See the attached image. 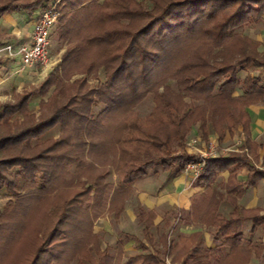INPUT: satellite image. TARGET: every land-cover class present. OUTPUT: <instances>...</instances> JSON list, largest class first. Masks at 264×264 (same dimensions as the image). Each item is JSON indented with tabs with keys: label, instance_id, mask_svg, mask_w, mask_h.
Masks as SVG:
<instances>
[{
	"label": "trees",
	"instance_id": "obj_1",
	"mask_svg": "<svg viewBox=\"0 0 264 264\" xmlns=\"http://www.w3.org/2000/svg\"><path fill=\"white\" fill-rule=\"evenodd\" d=\"M55 1L57 0H0V16L7 11L17 9L32 13L30 11L33 9L38 7L42 9ZM88 1L85 3V1L79 0L76 3L67 0L69 2L67 9L70 8L73 11L61 12L60 10L59 34L67 39L73 34L78 37L77 42L67 48L63 61L71 60L73 56L80 55L89 47L103 46L100 57L92 59L87 64V70L97 71L100 66H103L105 79L98 87L89 88L87 92L69 97L45 118L19 127L16 125L14 130L11 129L12 125L8 121L0 123V185H5L9 191H14L19 183L21 185L23 183L26 187L29 183L33 185L34 182L36 183L37 177H41L42 182L36 184V189L45 191L51 179L57 178V168H62L67 163L85 164L81 155L84 156L88 144L92 146L96 144L95 141H90V138L99 135L105 128L101 117L110 115L116 110H125L134 106L145 97L146 93L154 91L152 84L158 77L165 76V74L167 78L175 79L178 90L176 97L180 102L173 104L170 98H167L163 104L166 107H163L160 114L156 115L157 117L162 116L159 118V122L167 120L174 127L171 132L168 131L161 137L149 133L153 136L149 139L151 146L161 150V153L155 156H152L149 148L144 152L145 157H141L139 154L136 155L134 150L131 151L123 147L119 157L123 159L126 166L123 176H119L118 190H122L123 185L121 184H131L134 180L146 176L148 170L157 162H160L164 169H173L178 174L184 170L189 161L196 159L195 155L184 149V131H182L181 125L191 118L197 109L203 108V104L206 103L213 107V111L210 110L207 115L200 112L196 117L202 135L206 138L209 137L206 128L209 120L212 121L216 130L223 129L220 132L222 134L220 136L223 137L226 128L232 131L240 123L245 128L247 125L250 126L247 106L259 102L264 103V90L260 78L255 75H247L240 79L238 75L239 70L244 69L248 63L264 67V61L259 60V56L250 53L247 49L249 46L244 47L242 44L243 49L239 51L238 57L232 58L223 54L220 58L211 59L213 50L222 45L226 39L244 38L245 35L243 36L236 29L250 21H260L263 18L264 0H167L160 4L155 2L150 7H130L124 4L120 8H112L111 6H114L112 2L105 1L104 5L100 0ZM59 2L60 0L57 1V9H59ZM92 2L94 3L93 9L96 8V10L87 11ZM83 11L86 12V16L81 17V24L85 23L89 16L98 19L97 22L93 21L96 25L92 28L88 26L85 34H81L82 30L80 26H77L79 14ZM122 18L128 19V23L122 27L106 28L101 24L102 21H115ZM201 36L208 38L211 42L210 46L213 48L204 53L200 49H193L189 54L192 56L190 60L185 58L176 68H172L167 55L172 43L180 44L188 38ZM257 47L255 51L260 54ZM48 82L49 80L46 79L38 88L36 85H30L28 90L22 88L16 95L19 98H15L18 101H9L3 104L0 121L17 113L28 117L30 98L34 91L43 94V88ZM239 86L242 90L241 93L238 92ZM165 87L164 92L159 95H165L163 93L167 92L168 86ZM186 96L189 101L182 100ZM97 100L104 103L105 106L97 114H92V106ZM198 101L201 102L193 106ZM182 104L186 106L185 110L181 108ZM215 113L218 115L213 116ZM153 115L155 116L154 111L150 113V116ZM57 124L60 131L67 134L53 140V143H50L43 151L36 154L34 152L26 153L33 146L31 144L33 138L42 139L44 134ZM136 125L138 130V123ZM142 132L144 134L145 129H142ZM129 138L131 143L144 141V138H139L136 133L130 135ZM173 138L182 146L181 151L176 152L170 147ZM246 144H248L247 138L242 145L246 146ZM64 146L72 149L54 151ZM137 146L141 147L138 143ZM15 150L19 152L14 153ZM247 153L244 150L241 152L235 150L230 151L227 155L206 158L200 174L194 181V185H203L206 189L193 196L192 208L188 212L187 218L188 220L215 224L216 230L212 235L214 244H206L201 236V231L192 232L184 237L186 242L181 249H184L181 264H246L241 258L246 251L250 252L254 247L257 249L255 253L264 257V252L257 245L245 243L241 227V221L245 216L246 218L251 216L254 223H263L264 225L263 218L258 216V209L249 213V211L245 212L240 208L237 211L235 208L227 217V215L218 212L220 202L219 198L216 199L218 193L215 190L209 191L218 177V172L225 169L231 170L230 182L227 180L225 183L221 182L220 185L224 186L228 193L235 192L236 199L242 194L245 186L256 183L261 176H264V170L255 164L248 163ZM128 154L127 160H129L127 161L125 156ZM242 166L249 168L248 178L244 181L236 179V168ZM108 173L109 171L98 174L86 182L85 186L90 191L92 189L100 191L103 185L102 179H105V175ZM231 179H235V181L231 182ZM119 186L121 187L119 188ZM218 195L222 197V193ZM113 202L114 200L111 201V203ZM69 204H71L70 200L61 207L59 223L64 221L62 218L67 217V213L70 211ZM251 212L255 214L252 215ZM139 213L144 222L145 237L153 238L151 233L155 223L151 217L154 214H150L151 217L148 214L145 219L143 212L139 211ZM57 230L56 226L51 229L35 248L31 257L26 255L23 262L16 264H43L45 256L52 253L56 262L62 261L66 255L70 257L76 253L83 254L82 245L91 238L90 232L82 233L85 236L79 239L76 237L75 246L70 250L62 248L56 252L46 243L56 235ZM13 234L1 233V237H5V244L8 245L0 247V264H12L9 263L11 259L9 257L12 246H15L16 243L13 242ZM167 234L166 232L162 238L167 249L165 254H169L170 245L173 243H165L168 240ZM126 237L125 239L119 238L117 241L118 258L103 250L101 251L103 259L98 257L95 259V264H101L103 260L102 264H119L122 259L123 245L126 240L130 239V235L126 234ZM3 250L7 251L1 252ZM157 252L156 250V252L149 251L139 254L142 259L136 264H165V258L162 256L158 258ZM134 257L135 255L128 257L124 264H134Z\"/></svg>",
	"mask_w": 264,
	"mask_h": 264
},
{
	"label": "rangeland",
	"instance_id": "obj_2",
	"mask_svg": "<svg viewBox=\"0 0 264 264\" xmlns=\"http://www.w3.org/2000/svg\"><path fill=\"white\" fill-rule=\"evenodd\" d=\"M71 1L77 3L79 0ZM83 1H85V3L89 2L88 0ZM105 1L107 3L112 2V4H114V6H111L112 8H120V6L124 4H127L130 7H150L155 2L160 4L167 0H100L103 4ZM137 1H139L140 4L137 3ZM44 2L47 3V1ZM93 5L94 3L92 2L90 7L87 8V11L96 10V8L93 9ZM58 7V10H61V12H66V10L69 12L73 11V9H67L69 7V2H67V0H60ZM39 10L40 7L30 11L32 13L20 10L26 12L27 16L24 13L20 14L16 12V14H10L6 12V15L4 14L5 17L0 20V37L6 36L9 39L17 37L14 33V29L20 28L19 17L22 18L21 20H24L23 17H26L29 20V17L37 15ZM85 14L86 12H81L79 14V19L77 20V26H80L82 30L81 34L87 32L86 30H88V26L92 28V26L96 25L95 22L98 20L97 17L93 18L92 16H89L85 23L81 24V17L86 16ZM102 22L103 23L101 24L105 25L106 28H117L126 25L128 19L122 18L115 21ZM59 25L60 22L58 20L52 28L50 35V53L54 61L53 64L47 68L41 67L42 73L37 74L27 82L25 81L21 86H19L20 84L18 82L15 87H11L8 90L0 87V113L2 112V106L5 102L18 101V99L15 98H19L16 97V95L22 88L28 90L30 85H36L38 88L47 79L49 82L45 84L43 94L34 91L29 102L30 110L28 117H24L23 114L17 113L7 119H2L0 121L1 124L8 121L12 125L10 126L11 129L14 130L16 129V125L19 127L29 122L31 123L45 118L49 116L55 107L60 106L67 101L69 97L87 92L89 88L98 87L105 79L103 66H100L97 71L87 70V64L92 59L100 57L103 46L89 47L88 50L83 51L80 55L76 54V56H73L71 60L63 61L67 48L70 45L75 44L78 37H76L75 34L71 35L68 39L62 37L59 34ZM236 31L243 36L245 35L244 38L226 39L223 41L222 45L217 46L213 50L211 59L220 58L223 54L232 58L238 57L239 51L243 49L244 45V47L249 46L247 49L250 53L259 56V60L264 61V15L260 21H250L244 26L236 29ZM1 39L3 38H0V45L7 42L1 41ZM210 45V40L203 36L188 38V40L180 44L176 42L172 43L167 54L171 67L176 68L180 62L185 60V58L190 60L192 57L189 55L191 50L197 48L204 53L213 48ZM256 47L260 54L255 51ZM215 54L217 57L214 56ZM5 59L7 58H0V65L3 66L2 69H0L1 76L12 75V77L16 79L20 77L22 72H25L28 67H30L22 65L19 62H15L16 64L13 67L6 62L2 64ZM238 75L240 79H243L247 75H255L260 78L259 80L262 85L264 83V67L254 63H248L244 69L239 70ZM165 86H168L167 92L163 93L165 94L164 96L159 95L164 92V89L166 88ZM152 90L154 91L146 93L145 97L134 106L128 107L125 110L119 109L110 115L101 117V122L104 124L105 128L102 133L90 138V141H95L96 144L94 146L88 144L84 156L81 155L85 164L79 165L77 163H67L64 167L57 168L58 176L57 178L51 179L47 184V190L39 191L36 189V184L42 182L41 177H37L38 182H34L33 185L32 183H29L27 187L23 185V183L22 185L19 183L14 191H9L5 188V185H0V247L3 245L6 247V245H8L5 244V237H1V233L3 232L6 235L14 233L13 242H16V247L12 246L9 263H21L24 261L26 255L31 257L35 248L42 242V240H44L45 235L55 226L58 229L57 233L46 243V245L51 246L56 252L60 251L62 248L70 250L75 246L76 239L85 236L82 233L86 231L87 233L90 232L89 234L91 238L86 241V244L82 245V248H84L83 254L76 253L73 256L70 255V257H67L68 255H66V257H63L64 259H62V261L56 262L52 253L45 256V259L42 262L43 264H95V259L102 257L103 254L101 251L103 250L111 256L118 258L119 249L117 247V241L119 238H127L125 233H129L133 236L126 242L125 248L128 250V253L126 254L127 257L135 255L134 264L142 259L139 254H145L149 251L156 252V250L158 251V255L156 256L158 258L160 256L164 257L165 264H181L183 262L182 253L184 249H181L184 247L186 240L184 238L185 236L180 235L188 234L190 228H184L185 222L183 219H179L175 226L173 223H168L170 219L172 220L174 212L177 213V216H182V212L174 209L172 205L163 206L162 210H157V213L153 211L149 206L150 199L143 194V191H141L143 193L140 194V187L137 190V185L135 183L136 180L131 184H121L123 187L119 186V188L121 187L122 190L117 189V182H120L119 176H123V170L126 166L123 159H120L119 157L120 151H122L123 147L131 151L134 150L135 154H139L141 157H145L144 152L149 148L152 152V156H155L156 154L161 153V150H157L151 146L149 139L153 136L150 134H155L156 137H161L166 132H171L174 127L170 121L166 120L159 122V118L162 116L160 115V117H157V115L160 114L163 107H166L163 106V104L167 98H170L173 104H178L180 102L176 97L178 90L175 84V79L172 77L167 78L166 74L165 76L158 77L156 82L152 84ZM241 91V87L239 86L238 92L240 93ZM182 100L189 101L188 96L183 97ZM200 102L201 101L195 102L193 106ZM104 106V103L97 100L92 106V114H97L102 108H104ZM181 106V108L185 110L186 106L183 104ZM210 110L213 111V107L205 103L203 104V108L197 109L196 113L192 115L191 118H188L182 123L181 129L184 131V149L187 147L200 155L202 151L218 155L221 150L229 153L230 151L237 150L241 152L244 150L245 152H250V154L254 156L255 153L260 151V147L264 144V124L259 123L257 120L259 118L264 121V107H260L256 110L249 105L247 111L250 115V126L247 125V128H245L244 125L240 123L239 126L241 127V131L238 133L239 137L237 136L238 142H236L235 138L219 142L218 139H220V135H222L220 132L223 129L216 130L211 120L208 121V125L206 126L210 141L209 137H203L202 130L199 128V121L196 120V117L200 112L201 114L205 113V115H207L210 113ZM152 111L155 112V116H150ZM181 113L182 111L180 114ZM217 115L218 114L215 113L213 116ZM136 123H138V130L136 129ZM238 127H234V130L232 131H229L228 128H226L225 131L234 134L238 130ZM142 129H145L144 134ZM197 130H199L198 136L195 134V131ZM135 133L139 138H144V141H134L131 143L132 141L129 140V136L134 135ZM65 134L67 133H62L57 124L45 133L42 139L33 138L31 140L33 146H31V150H27L26 153L32 154L34 152L36 154L39 151H43L50 143H53V140ZM250 134L251 137L254 138L258 136L260 141H258V143L255 141L249 142ZM246 138L248 144L243 146L242 143L246 142ZM202 140L205 141L203 146L200 145ZM137 143L141 147L137 146ZM170 147L176 152L182 150V146L179 145L174 138L171 139ZM70 148L71 147L66 148L64 146L63 148H58L54 151L58 152L59 150H68ZM16 152L19 151L15 150L14 153ZM128 156L129 154L125 156L126 160ZM254 160L256 161L257 158L254 157ZM261 169L264 170V168ZM107 171H109V173L105 175V179H102L103 185L100 191H94L93 189L90 191V189L85 186L86 182H89V180H92L98 174ZM174 175L177 174L173 169H164L162 164L157 162L148 170L146 176H148L149 179H147V181H145L146 183L142 186L145 187L148 192H152L157 189L158 185L161 183L165 185ZM89 176L93 177L90 178ZM151 178H153V181H148ZM227 180L230 182V176ZM232 180L235 181V179H231V182H233ZM221 182L222 181L218 180L217 177L214 183L218 185ZM244 190L242 191V194H247V197H243V200L246 198L250 199L251 197H257L259 204L263 205L264 176H261L256 183L247 185ZM68 200L71 202V204H69L70 211L67 213V217L62 218L64 221L59 223L58 218L61 207ZM112 200H114L113 203H111ZM241 203L243 204V202ZM232 207V211L235 208L239 211L238 208H240L245 212L249 211V213L250 211L257 209L258 212L260 210L258 206L247 208L244 207V204L240 205L239 203L236 207ZM226 210H228V208L224 207L223 211L227 212ZM139 211L143 212V218L145 219L148 214H154L152 217L150 215L153 221H155V226L152 227L151 233L153 238L148 239L145 237L143 231L144 222L140 218ZM251 214L254 215L255 213L253 214L251 212ZM228 216L229 214L227 217ZM162 217L163 219H161ZM160 219L161 221L158 222ZM252 219L251 216H248V218L245 216L241 221L245 243L255 244L264 252V225L263 223H254ZM194 225L195 229L197 226L202 228L205 231V236H210V238L216 230L215 224H207L198 221ZM166 232L169 233L167 234L168 240H166L165 243L168 242L169 244L170 242H173L172 245H170L171 249L169 254H165V250L167 249L163 243L164 239H162ZM172 246L174 247L172 248ZM256 250L257 249L254 247L252 251H246L241 260L244 259L243 261L246 262V264H264V257L258 256L259 254L255 253ZM5 251L7 250L1 252ZM123 252H121L122 256L124 254ZM236 253L233 254L236 255ZM66 259L67 261L65 262ZM103 262L104 260L101 261V264Z\"/></svg>",
	"mask_w": 264,
	"mask_h": 264
},
{
	"label": "crops",
	"instance_id": "obj_3",
	"mask_svg": "<svg viewBox=\"0 0 264 264\" xmlns=\"http://www.w3.org/2000/svg\"><path fill=\"white\" fill-rule=\"evenodd\" d=\"M40 10L38 11V14H39ZM7 12L10 14H14V13L16 14V12L20 13V14L24 13L27 16L26 12L20 11L18 9L17 10H10ZM4 14L2 16H0V20L3 17H5L6 14L5 15ZM37 15H35V16L32 15V17H29V20L26 17H23L24 20H21L22 18L19 17L20 28L14 29V33H15V35H17V37L9 39L6 36H1L3 38V39H1V41H10V42L18 43L20 41L28 40L30 38L31 32L33 30L34 22H35ZM4 62L8 63L10 66L13 67L16 64L15 62H17V61H15L13 59H5V61H3L2 64ZM0 64H1V61H0ZM0 67H1L0 69H2L3 66L0 65ZM41 71H42L41 67H39V66H30V67H28V69L25 72H22L20 74V77H18L16 79L14 77H12V75H10V76H6V75L1 76L0 75V87L1 88L3 87V89L8 90L11 87H15L16 83H18V82L20 84L19 86H21L25 81L27 82L30 79L34 78V76H36L37 74L42 73ZM250 106L253 107L254 109L258 110L260 107H264V103L263 102L254 103V104H251ZM248 107L249 106H247V109H248ZM257 121L259 123L264 124V121L259 119V118ZM250 130H251V128H250ZM239 131H241L240 126L238 127V130L234 134H231L230 132L227 131V132H225L223 137L218 139V141L221 142V141H226L229 139L231 140V139L235 138L236 142H238L237 136L239 137V135H238ZM198 133H199L198 130L195 131V134L197 136L199 135ZM242 134H244V133H242ZM249 137H250L249 142L255 141L258 143V141H260L258 136L254 138V137H251V134H250ZM209 141H210V137H209ZM204 143H205V141L202 140L200 145L203 146ZM185 150L190 154H193L195 156H199V154L196 153L194 150H190L187 147ZM228 153L229 152H223V150H221L218 155H211V156L227 155ZM247 154L249 157L248 163L255 164L259 168H264V144H262V147H260V151L258 153H255L254 156L251 155L250 152H248ZM254 157L257 158L256 161L254 160ZM230 172H231L230 169H225L223 171H219L218 172V180H221L222 182L225 183L227 181L229 175H230ZM248 173H249L248 166H242L239 168L237 167L236 168V179L240 180V181H244L247 179ZM147 179H149V177L144 176V177L136 179L135 183L137 185V190L139 187L141 188V190L139 188L140 194H142L144 192L143 194L148 199H150V201H149L150 208L157 213V210H160V209L162 210L163 206L172 205L174 207V209H177V211L182 212V216H177V213L174 212L172 220L170 219L169 221L168 220H166V221H168V223L169 222L173 223L175 226L176 223L179 221V219H183V221L185 222L184 228H186V229L190 228V231L188 234H183L180 236L186 237L189 234H191L192 232L199 230V231H201L203 241L208 245H213V242H212V235L213 234L211 235V238H210V236L206 237L205 231L202 228H199V226H197L196 229L194 228V226H195L194 224H196L198 221L188 220V218H187L188 212L192 208L193 196L197 193L203 192L206 189V187L203 185H194L195 179H194L192 173L186 172L185 169L182 172L178 173L177 175H174L171 179H169L167 181V183L165 185H163L162 183L160 185H158L157 189H155L152 192H150V191L148 192L145 189V187L142 186L146 183L145 181H147ZM152 179L153 178H151L148 181H153ZM245 188H246V186L244 187V189ZM213 190H215L218 194L222 193V197H220L218 194H216L217 195L216 199L217 198L220 199L219 200L220 201L219 206H218V212L219 213H221L223 215H228L230 212H232V208H233L232 206H234L235 203H237V204L239 203L240 205L244 204V207H247V208L253 207V206H258L260 209L258 212V216L262 217L264 220V203H263V205H260L258 200H257V197L256 198L251 197L250 199L246 198L245 200H243V197L244 198L247 197V194H242L239 197H237V199H236V193L235 192L228 193L224 186H221L220 184L217 185L215 183H213L212 188H210L209 191L211 192ZM141 191H143V192H141ZM207 191H208V189H207ZM241 202H243V204ZM224 207L228 208V210H226L227 212L223 211ZM161 219H163V217ZM161 219L158 220V222H160ZM154 223H155V221H154ZM156 223H157V221H156ZM126 234L130 235L129 233H126ZM132 237L133 236L130 235V239ZM130 239H128V240H130ZM128 240H126L124 245H123V247H124L123 253L124 254H123L122 259L120 260L119 264H124L128 260V257L126 256V254L128 253L127 252L128 250L125 248V244Z\"/></svg>",
	"mask_w": 264,
	"mask_h": 264
},
{
	"label": "built area",
	"instance_id": "obj_4",
	"mask_svg": "<svg viewBox=\"0 0 264 264\" xmlns=\"http://www.w3.org/2000/svg\"><path fill=\"white\" fill-rule=\"evenodd\" d=\"M58 1V0H57ZM57 1L49 3L37 15L30 38L18 43L7 41L0 45V58L13 59L22 65L47 68L53 64L50 53L51 30L61 15L57 9ZM264 89V83H263ZM215 153L202 151L196 159L189 161L185 171L192 173L194 179L200 174L207 157Z\"/></svg>",
	"mask_w": 264,
	"mask_h": 264
}]
</instances>
